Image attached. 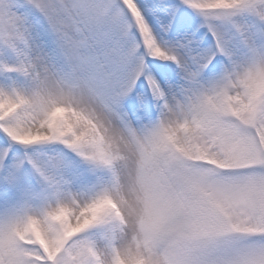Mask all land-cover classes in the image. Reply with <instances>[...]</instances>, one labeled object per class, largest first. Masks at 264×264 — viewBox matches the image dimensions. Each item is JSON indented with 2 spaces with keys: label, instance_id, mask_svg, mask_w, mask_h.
<instances>
[{
  "label": "snow or ice",
  "instance_id": "6c2138e0",
  "mask_svg": "<svg viewBox=\"0 0 264 264\" xmlns=\"http://www.w3.org/2000/svg\"><path fill=\"white\" fill-rule=\"evenodd\" d=\"M0 264H264V0H0Z\"/></svg>",
  "mask_w": 264,
  "mask_h": 264
},
{
  "label": "rangeland",
  "instance_id": "374dc122",
  "mask_svg": "<svg viewBox=\"0 0 264 264\" xmlns=\"http://www.w3.org/2000/svg\"><path fill=\"white\" fill-rule=\"evenodd\" d=\"M211 41V37H207L206 43Z\"/></svg>",
  "mask_w": 264,
  "mask_h": 264
}]
</instances>
